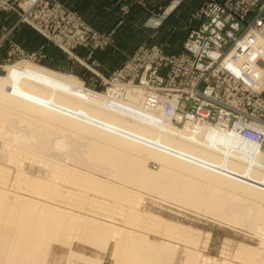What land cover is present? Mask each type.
Here are the masks:
<instances>
[{
	"label": "bare ground",
	"instance_id": "obj_1",
	"mask_svg": "<svg viewBox=\"0 0 264 264\" xmlns=\"http://www.w3.org/2000/svg\"><path fill=\"white\" fill-rule=\"evenodd\" d=\"M256 46L264 59L261 36ZM254 55L211 53L215 89L205 93L209 70L186 58L177 62L186 81L161 87L146 75L151 65L120 67L101 76L106 95L71 76L9 66L0 76V137L16 173L0 168V264H105L110 241L111 264H171L178 246L152 240V228L187 244L178 264L216 263L191 249L193 229L149 214L141 190L259 233L262 251L241 246L235 258L264 264V71ZM186 96L202 99L199 109L213 106L217 119L202 110L184 117ZM254 101L255 119L246 110ZM27 162L45 171L28 172Z\"/></svg>",
	"mask_w": 264,
	"mask_h": 264
},
{
	"label": "rangeland",
	"instance_id": "obj_2",
	"mask_svg": "<svg viewBox=\"0 0 264 264\" xmlns=\"http://www.w3.org/2000/svg\"><path fill=\"white\" fill-rule=\"evenodd\" d=\"M7 1L13 8H7L4 12H0V15L7 16L2 17L3 20L0 19V71L4 72L0 76H5L8 67L12 65L32 66L59 76L74 77L83 84L85 89L99 95H106L110 85L101 76L109 80L112 73L121 65L123 66L126 56L140 46L160 47L168 55L180 53L190 30L201 25V21L194 18L196 13L210 0H185L183 6L176 8L166 16L164 11L173 0H161L160 12H153L147 17H130L131 7L129 5L126 7L121 2L122 0H107L113 2L114 6L116 2L119 4L117 11L115 10V15L118 14V17H111L112 21L98 22L94 24V27L87 21L85 22L81 15L85 8L80 5L82 0H49L52 6L49 17L56 18V20L72 17L71 15L80 17L90 29L102 34H98L97 37L94 36L90 40L92 34L89 33L84 37L82 44L75 48L69 47V49H67V45H74L80 40L75 33L78 26L76 22L71 23L69 20H65L67 28L57 29V34L60 37L52 40L32 26L25 23L20 24L22 10L18 8L17 3L14 4V0ZM22 1L19 0V2ZM156 9L157 6L151 11ZM20 28L27 29L20 32ZM110 41L112 47L106 45ZM58 43L66 45V51ZM96 45L102 48L97 47L96 49ZM127 88L129 87L125 89ZM9 148L8 142L0 137V168L7 170L13 179L16 166L10 161L11 150ZM146 166L152 171L159 170V165L153 160H148ZM25 169L34 175L41 170L45 171L34 162H27ZM141 193L143 195L142 205L149 214H156L163 220L193 229L197 233V242L191 249L195 247L196 252L204 257H210L216 262L214 264H220L224 260L233 264H242L241 259L235 258L241 246L257 252L262 251L260 242L263 237L243 224L202 213L200 210L151 194L147 190H141ZM145 234H148L152 240L169 241L171 244L177 245L176 256L171 264H178L180 255L187 245L185 242L172 237L173 235L163 236L153 228L147 230ZM168 237L171 239H167ZM114 245V241L109 242L108 250L104 255L105 264L113 263Z\"/></svg>",
	"mask_w": 264,
	"mask_h": 264
},
{
	"label": "built area",
	"instance_id": "obj_3",
	"mask_svg": "<svg viewBox=\"0 0 264 264\" xmlns=\"http://www.w3.org/2000/svg\"><path fill=\"white\" fill-rule=\"evenodd\" d=\"M185 0H173L170 5H168L164 11V15H169L176 8L183 6ZM17 3L18 8L22 10V14L19 23H25L41 34L56 40V37H60L57 34V29L67 28L65 20L69 22H76L78 26L76 27L75 33L80 38L74 45H64L63 43H58L62 45V49L75 48L77 45L82 44L84 37L91 33L90 40L93 37H97L98 33L95 30L90 29L80 17H64V19L59 20L53 17H49V12L51 10V2L49 0H14V4ZM13 4V5H14ZM7 8H13L9 1L0 0V12H4ZM251 17V18H250ZM196 20L201 21V25L193 27L187 37L184 44L183 50L178 54L168 55L160 47L142 45L135 51L126 56V60L123 63L122 69H128L133 67L136 71L146 70L148 65H151L146 74L149 78L153 76L155 78L161 79V87L166 86V84L172 80L173 83H181L187 80L186 74L179 73L177 69V62L180 59L186 58L192 65H197L196 62L199 61L200 64L205 66L204 71H208L204 75V80L200 83L199 88L201 93H205L206 90L215 89L212 85V78L210 79V68L212 67V59L210 54L213 52H218L220 54H228L234 50L243 52L245 55H251L252 52L255 55L251 58V62L256 68L264 69V59L257 54L260 49L256 46V40L258 36L264 39V0H222L208 1L204 7L196 13ZM68 33V32H67ZM108 36L109 35H104ZM112 47V42L109 44ZM198 45V48L196 46ZM66 46V47H65ZM97 46L96 45V49ZM102 48V47H101ZM201 54V58H198L197 54ZM141 55L148 56L152 60H146L140 58ZM229 57V56H228ZM228 60V58H227ZM211 63V64H210ZM135 66H132L134 65ZM120 66V67H121ZM139 68V69H138ZM146 71V72H147ZM194 73V72H193ZM195 74V73H194ZM197 75L200 73L197 72ZM192 77V76H191ZM222 79L221 81H223ZM240 84H244V80L239 76ZM200 100L202 99H184L181 104L182 107L179 108L184 117H187L188 113H195L199 111L210 112L209 119L215 120L217 117L215 115V110L213 106L202 107L199 109ZM247 111L250 113L251 118L255 119L254 116L256 110H259L258 105L255 101L246 107Z\"/></svg>",
	"mask_w": 264,
	"mask_h": 264
},
{
	"label": "crops",
	"instance_id": "obj_4",
	"mask_svg": "<svg viewBox=\"0 0 264 264\" xmlns=\"http://www.w3.org/2000/svg\"><path fill=\"white\" fill-rule=\"evenodd\" d=\"M121 2L126 7L127 5L131 7V12L129 11L131 13L130 17H147L153 12L159 13L161 10V0H122ZM80 3V5H83L88 9L86 10L84 8V10H82L83 12L81 15L83 19L93 27L94 24L98 22H104L105 20L112 21L113 19L111 17H118V14L115 15V12L117 11L116 9H118L117 7L119 5L117 2L115 6L113 5V2H108L107 0H82ZM155 6H157V9L155 11H151V9H153ZM2 17L7 16L1 14L0 19L3 20ZM24 29L27 28H20L19 30L20 32H23Z\"/></svg>",
	"mask_w": 264,
	"mask_h": 264
},
{
	"label": "water",
	"instance_id": "obj_5",
	"mask_svg": "<svg viewBox=\"0 0 264 264\" xmlns=\"http://www.w3.org/2000/svg\"><path fill=\"white\" fill-rule=\"evenodd\" d=\"M0 74H2V72L0 71Z\"/></svg>",
	"mask_w": 264,
	"mask_h": 264
}]
</instances>
